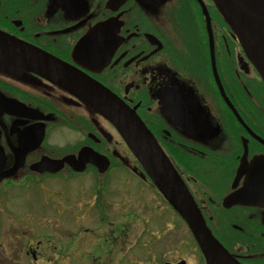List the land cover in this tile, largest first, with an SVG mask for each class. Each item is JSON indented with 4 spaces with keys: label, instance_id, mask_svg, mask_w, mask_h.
<instances>
[{
    "label": "flooded vegetation",
    "instance_id": "flooded-vegetation-1",
    "mask_svg": "<svg viewBox=\"0 0 264 264\" xmlns=\"http://www.w3.org/2000/svg\"><path fill=\"white\" fill-rule=\"evenodd\" d=\"M10 52L15 63L6 62ZM46 56L52 70L62 64L135 110L212 236L237 263L264 264V189L254 185L261 181L264 188V83L211 0H0V189L35 185L59 191L61 206L83 212L75 224L93 214L98 224L111 225L107 232L59 234L52 252L58 264H134L146 254L150 264H189L167 256L177 251L176 222L170 218L168 233L162 231L161 215L172 207L135 157L126 155L124 146L132 152L112 123L40 70L21 64L45 62ZM61 129L76 135V144H53ZM84 147L109 167L102 171L89 163L77 171L65 163L55 173L34 169L46 158L78 159ZM247 184L251 191L242 193ZM133 189L143 201L142 223L157 230L143 227L132 239L135 216L127 211ZM238 193L237 202L228 200ZM171 212L166 210L170 217L177 214ZM191 237L196 259L200 255L207 264ZM27 248V256L43 262L42 252Z\"/></svg>",
    "mask_w": 264,
    "mask_h": 264
},
{
    "label": "water",
    "instance_id": "water-1",
    "mask_svg": "<svg viewBox=\"0 0 264 264\" xmlns=\"http://www.w3.org/2000/svg\"><path fill=\"white\" fill-rule=\"evenodd\" d=\"M212 1L264 81V0ZM5 56L7 57L6 62L15 63L12 60L11 52ZM47 59L51 58L46 56L45 62H37L34 58L33 62L21 64L40 70L50 80L74 93L112 123L153 184L186 222L201 252L205 255L207 264H239L212 236L200 210L171 160L157 144L135 110L124 104L117 96L105 90L102 86L90 80H83V76L71 72L62 64L54 63L56 70H52L53 62ZM102 157L92 149L84 147L80 150L78 159L75 156H67L61 161L46 158L40 164H37L34 169L41 172L49 170L55 173L62 169L63 164L69 163L75 170L81 171L87 164L92 163L103 171L109 167V164L106 158L103 165L97 161ZM259 159L255 158L254 160L259 161ZM240 168H244V165L242 164ZM254 185L258 191L264 189L261 181H256ZM249 191H251V188L247 184L242 193ZM238 196L239 193L229 197L228 200L237 202L239 200ZM179 264H185V261Z\"/></svg>",
    "mask_w": 264,
    "mask_h": 264
},
{
    "label": "rangeland",
    "instance_id": "rangeland-1",
    "mask_svg": "<svg viewBox=\"0 0 264 264\" xmlns=\"http://www.w3.org/2000/svg\"><path fill=\"white\" fill-rule=\"evenodd\" d=\"M2 73L5 76L16 79V77L9 71H4ZM76 140V135L69 134L64 129H61L53 135L52 143L61 148H65L67 145L76 144ZM124 149L126 155H128L131 160L134 159L133 154H130L125 146ZM129 183H132V181ZM137 190L142 192L140 187H137ZM137 190L133 189L134 192L129 194V200L131 202L129 211H127H131L130 217L135 216L133 222L129 224V237L132 239L137 233L142 231L143 227L150 230H157L156 225L152 222L142 223L140 217L146 213L144 210H141L143 201L138 197L139 192H137ZM1 193L2 192L0 191V194ZM131 194L134 195L133 198ZM92 195L93 193L87 194V200H89L87 206L92 204ZM60 199L61 193L59 191L52 192L49 189L35 185L9 189L6 193L0 195V262L5 260V263L8 261H18L21 264H58L59 262L52 256V252H57L56 248L59 246L58 242L60 241L59 236H62L59 234L65 233V237H74L78 235L79 231L87 228L95 233L107 232L112 229V227H110L111 225L108 223L101 225L98 224V222H95L96 220L93 214L84 216L83 223L75 224L74 222L81 220L80 217L83 214L82 210L79 207H72L70 209L67 206H61L59 204ZM146 199H149V196H147ZM145 208L146 206H143V209ZM166 210L169 214L172 213V210L169 207ZM166 210H163L161 215L163 219L161 221L162 231H167L168 233L170 227L169 219L174 218L176 222L175 234L177 240V251H174L172 256L170 254H167V256L170 258L175 256H178V258H186L189 260V264H202L200 255H198L197 259L195 256L196 251L198 253V250H192L195 248V242L193 243L192 241L193 239L189 233L187 225L177 214V216L174 215V217L172 215L170 217L169 214L167 215ZM112 211L113 210L111 209V212ZM93 213L96 214V210H94ZM124 214L125 212H116L113 216ZM110 220L113 221V218L110 217ZM120 224L121 222L118 221L116 226ZM25 231H28L27 235H23ZM16 232L19 234L18 238H15V235H13ZM162 234L165 235L164 232H162ZM94 237H100V235ZM153 237L156 242L160 240L157 235H154ZM84 238L88 237L85 236ZM101 240L102 239L97 241ZM165 244L166 243L163 241L162 247L165 248ZM37 245H40L39 249H37ZM30 246L33 247V250L36 251L37 249L46 256L43 262L40 260L35 261L32 259V256L26 255V249ZM90 247L91 245L84 246L82 249L85 252H88L90 251ZM141 249H144L143 244ZM17 253H19V255H16ZM138 254V251H133V258H136ZM159 256L160 254L157 252L156 257L158 258ZM149 257L150 255L146 254L143 257L142 262L137 261L134 262V264H150V262H147V258ZM163 262L164 260L162 263Z\"/></svg>",
    "mask_w": 264,
    "mask_h": 264
}]
</instances>
